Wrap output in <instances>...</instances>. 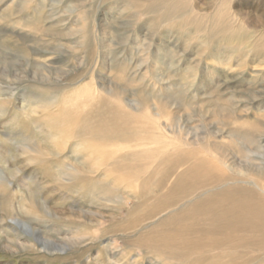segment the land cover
I'll use <instances>...</instances> for the list:
<instances>
[{
  "label": "rangeland",
  "instance_id": "rangeland-1",
  "mask_svg": "<svg viewBox=\"0 0 264 264\" xmlns=\"http://www.w3.org/2000/svg\"><path fill=\"white\" fill-rule=\"evenodd\" d=\"M159 1L0 0V264H90L98 252H121L109 248L115 239L131 251L124 258L132 264H264V244L250 245L251 230L228 223L215 245L199 238L187 259L158 247L151 253L142 243L189 202L243 200L259 210L264 190L256 183L264 182V173L241 178L226 171L222 183L199 189L133 231L115 230L118 219L148 216L133 211L139 204L180 192L188 181L172 190L176 176L195 159H209L197 149L172 166L174 150L210 143L233 169H264V0H226L243 28L226 23L232 27L225 32L215 16L221 0H179L182 6L172 8L183 17L178 26L165 22ZM65 109L82 115L74 127L72 115L53 116ZM115 109L153 133H139L137 142L129 133L97 143L104 131L132 132ZM72 131L79 137L72 139ZM134 147L142 153L131 172L107 171L111 165L99 152L125 156ZM78 174L88 182L77 183ZM31 198L39 211L34 215L24 210ZM98 220L99 235L91 224ZM210 222L187 225L208 231L215 228ZM242 233L246 238L238 237ZM207 253L215 254L205 261Z\"/></svg>",
  "mask_w": 264,
  "mask_h": 264
},
{
  "label": "bare ground",
  "instance_id": "bare-ground-1",
  "mask_svg": "<svg viewBox=\"0 0 264 264\" xmlns=\"http://www.w3.org/2000/svg\"><path fill=\"white\" fill-rule=\"evenodd\" d=\"M182 3H180L179 0H160L158 2V4H159L158 7H162L163 9L165 8L164 11L166 14L164 16L165 17L168 16L167 17L168 20H166L165 22H167L169 20L174 21V25H176V26H178L179 24L182 23L181 21L180 22L177 21V20L183 19V17H180L182 15L178 12L179 10H172V8L175 6L176 7L182 6ZM219 4H221V5L218 6L217 11L215 12V16L217 17V21L220 24V26L222 27V30H224V32H225V29L227 30V29H230L232 27L231 25L225 26L226 23H232L233 27H237V26L241 27V26H239V24L235 25L236 24V22H234L235 14L228 9V2L226 0H221V2ZM184 5L186 7L187 2L184 1ZM186 12L187 11H183V14H185ZM225 18H228V19L226 20ZM241 28H243V27H241ZM228 35L230 38H232V36L230 35V32H228ZM236 38H237V36L234 35L233 39H236ZM217 99H219L220 101L222 100L220 95ZM223 100H227V99L225 98ZM215 101H217L216 98H215ZM215 103L217 104V102H215ZM0 110H2V109H0ZM115 113H116V115H118L119 119H122L124 121V123L129 125V127L127 126V130L131 128L132 132L119 131L116 129L112 130V131H104V132H101L99 134V137L94 138V139H97V143H103L105 141H108V139L111 141L115 138L124 140L127 137H130L129 133H133V135H135L136 137L138 136L137 138L133 137V139H134L133 141L137 142L141 139V137H139V133H141V132H145L146 134H152L153 133V132L149 131L151 128H149L148 131H147V129H144L141 131V128L139 125H141L142 123H138L139 119H137L136 116H134V117L129 116L122 109H115ZM64 114L73 116L72 127L77 125V121L82 116L81 114L78 115V113H76V111H74V109H65L61 113H56V114L54 113L53 116L59 117V116H62ZM85 117H86V115H85ZM247 124L250 125V123H248V122H247ZM138 126H139V128H138ZM253 126H255V124L254 125L251 124V129L249 130V132H252ZM77 137H79V135L76 134L75 131H72V139L73 138L76 139ZM97 143L95 146L97 149H100V148H98ZM182 143L184 145H188L187 140H183ZM203 144H204V142H199V144H194L196 146L195 150H194V146H193V148L189 146L190 149L187 148V149H189V151L186 150V151H183L182 153H178V151L174 150V152L172 153V161H171L172 166L175 162V159H177L181 156L180 157V161H181L182 157H189V156L194 155L196 153L197 149H204L206 151V155L207 154L209 155L208 156L209 159H198V158L195 159L194 163L185 169L186 172L184 175H181L179 173L175 178V182H174L175 186H173V188H171V189L172 190L175 189L177 186L180 185L181 182L185 183L188 181V183H187L188 185L186 187L181 186L182 189L177 194H172V193L170 194L171 190H169V193L167 196H169V195H171V196L167 199V201L159 202V203L153 202L154 204H152V203L150 204L149 202L142 203V205L139 204L137 206V208L133 211H140V213L141 212H147L148 216H146V217H129V218L118 219L116 221L117 225H116L115 230H118L121 232L133 231L134 229L139 227L141 224H143L145 221L150 220L155 214L169 211V210L175 208V206H177L178 204L183 203L182 202L183 199H187L186 197L190 196L191 194L194 195L199 189H202L205 187L206 188H212V187H215L216 185H218L219 183H222V180H224L225 176L228 175L227 172L229 170L232 171L231 172L232 174H235L236 176H240L241 178L248 177L247 174L250 173V175H251L252 171L258 172L261 174L264 173V171H263L264 169H262L261 167H258V166L255 169L250 168V167L248 169H245V170L237 169V168L233 169V167L231 168L230 164L224 159V156L222 154L218 153L215 150V148H213L211 146L210 143H208L206 145H203ZM77 145H79V144L77 143ZM166 146H168V145H166ZM183 146H181V147H183ZM134 148L135 149H132L130 151V153H127L125 156L121 155V156H115V157L110 156L109 157L107 151L99 152V154H100V158L102 159L103 163H106L108 161V164L111 165L109 168H112V169L109 170V168H108V170H107L108 172H112L114 170L115 171L121 170L122 171L121 173H124V175H125L126 173H129V172H131V170L134 169L133 163L135 162L136 158L139 157V155L142 153L141 151H138V149L136 150V147H134ZM171 149H170V151H171ZM177 149H179V148L177 147ZM112 158H114V159H112ZM78 164L81 165V162H79ZM172 166H170V167H172ZM69 167L73 170L74 169L77 170L76 169L77 167H75L72 164L69 165ZM195 171H198L199 173L197 175H195L194 174ZM47 173H48V171L46 172V174ZM255 174H257V173H255ZM194 177H195V179H194ZM76 182L77 183H87L88 178L83 177V175H81V174H78V176L76 177ZM126 182H128V180ZM260 184L261 185L258 186V183H256L257 187L260 190H264L263 189L264 188V182H262V180H261ZM239 188L241 189L242 187H239ZM167 192H168V190H167ZM175 198H178V199L175 200ZM169 199H171V200L169 201ZM260 200L262 202L261 198H260ZM28 201L29 202L26 204L27 207H26V209H24L25 212H28V213L33 214V215L36 213H39V211L37 210V205L33 202L34 199L31 198V200H28ZM226 205H227V207L225 209ZM186 206H188V207L180 210L178 213H173L172 216H168L167 218H164V220L160 221L157 224V226L154 229H152L143 238L142 243H143V246H145L147 250L150 249V252L153 253L154 247H158V248H162L161 251H163L167 255L172 252L174 254L181 256L183 259H187L188 257H190V252H189L190 248H194L199 244V238L203 239L204 237H206V241L212 242L215 245L219 240V239H216V234L221 229V225H223V227H224V225H226L225 223L231 224L234 228H237V227L244 228L245 229L244 231L251 230L252 234L248 235V237H247L248 239H250L249 240L250 245L255 246L257 244H264V206H260L259 210H256V211L254 210L252 212V208L250 207V205L243 200H239V201L221 200L218 202L216 198H213V202H211V203H208L206 201L202 202V203H197V204L189 202V204ZM206 213H208V214L206 215ZM205 217H209L212 221H215V222H210L212 227H215L214 229L205 231L203 226L199 228L198 226L192 227V226L187 225L188 220H191L194 222H200ZM226 220L229 222H227ZM102 221L98 220V221H95L94 223L93 222L91 223L92 225H97V228L95 229V234H97V235H99L100 234L99 232H101L99 230H101V227L103 226ZM231 225H229L230 229H231ZM242 226H244V227H242ZM190 227H192V228H190ZM183 228H188L190 230L183 229ZM195 229L198 231V234L195 237L191 238L190 240L182 239V237H184L189 232L194 231ZM96 230H97V232H96ZM227 231H228V233H226V234L232 235L231 230L228 229ZM210 232L212 233V235L210 237H208V233H210ZM226 234L222 233L221 237H226ZM242 236H243V238H246V235H243V233L238 235L239 238ZM234 238H237V234L235 235ZM173 247L177 249V252L173 249ZM109 248L111 250H115V249L121 250V252L113 253L115 251H112V253H110L109 256H106L102 251L98 252L97 257L94 260L95 262L93 261L90 264H118L120 261L122 262V264L134 263V260L129 261V258H126V259L124 258L125 256L129 257L131 254V251L129 249H128V252L126 250H124L122 248L121 244L118 243L117 239L112 241V244L109 246ZM246 248H248V247H246ZM196 252H197V256L199 258L201 257V253L203 255L201 258L204 257V249L196 250ZM141 254H145V251L140 250L138 255L140 256ZM214 254L215 253H207L206 257H205V261L208 258H211ZM83 264H85V263H83ZM86 264H88V263H86Z\"/></svg>",
  "mask_w": 264,
  "mask_h": 264
}]
</instances>
